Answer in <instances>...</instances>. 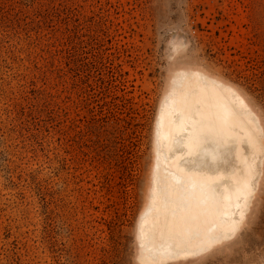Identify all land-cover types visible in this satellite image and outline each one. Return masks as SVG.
I'll return each instance as SVG.
<instances>
[{
    "label": "rangeland",
    "instance_id": "1",
    "mask_svg": "<svg viewBox=\"0 0 264 264\" xmlns=\"http://www.w3.org/2000/svg\"><path fill=\"white\" fill-rule=\"evenodd\" d=\"M188 64L264 125V0H0V264H138L159 104ZM192 264H264V173L243 231Z\"/></svg>",
    "mask_w": 264,
    "mask_h": 264
},
{
    "label": "bare ground",
    "instance_id": "2",
    "mask_svg": "<svg viewBox=\"0 0 264 264\" xmlns=\"http://www.w3.org/2000/svg\"><path fill=\"white\" fill-rule=\"evenodd\" d=\"M186 48L173 40L172 57ZM152 155L138 264H192L243 231L264 173V125L237 87L198 66L174 69Z\"/></svg>",
    "mask_w": 264,
    "mask_h": 264
}]
</instances>
